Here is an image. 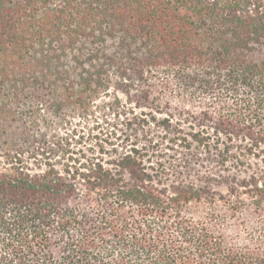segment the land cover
<instances>
[{"label": "trees", "instance_id": "1", "mask_svg": "<svg viewBox=\"0 0 264 264\" xmlns=\"http://www.w3.org/2000/svg\"><path fill=\"white\" fill-rule=\"evenodd\" d=\"M111 91L154 113L109 160L58 161ZM152 125L264 144V0H0V264H264V174L171 175Z\"/></svg>", "mask_w": 264, "mask_h": 264}, {"label": "rangeland", "instance_id": "2", "mask_svg": "<svg viewBox=\"0 0 264 264\" xmlns=\"http://www.w3.org/2000/svg\"><path fill=\"white\" fill-rule=\"evenodd\" d=\"M127 101L125 95L119 94V101L117 102L114 98V91H111L109 95L97 101L91 116L72 119L69 121L68 126L63 125L60 126V129L57 128L58 135L69 139L71 144L67 149L73 152V154H66L58 158V161H64L68 157L80 159L82 156L85 157V160L97 158L109 160L110 155L108 153L111 154L115 149L120 150V145L125 144L123 141L129 138L133 139L137 134L136 131H133L137 128L132 126V122H129L134 120L133 114L143 116L142 113H154V111L146 108L139 110L134 105L128 104ZM112 104H119V110H113ZM166 113L156 116L158 119H163L168 118V114L172 115L173 124H180V126H176L181 131V133H178V137L182 138L185 135L192 141L191 135L201 131L200 128L193 127L191 123H188L177 111L171 110L169 112L168 110ZM147 119H150V117L148 116ZM150 130L153 141L159 147L154 162L163 163L169 169L171 175H175L177 171L174 168L175 165L189 164L192 165V169H183L186 173H190L192 176L199 175L202 178L211 177L215 180H219L221 177H230L246 181L254 174H264V144L256 147L253 142L242 136L231 139L222 136L220 142L224 144H221L218 149H210V152H208L193 143L192 150L187 151L182 148L181 142L178 141V144H172L169 141L175 135L168 133L167 130L153 125ZM207 131L211 134V141H216L217 138L213 131L210 129H207ZM53 132L48 133L50 137ZM143 136L144 133L139 134L141 142ZM165 139L167 140L165 141ZM50 140L53 141L52 137ZM227 148H229L228 161H224L223 155H220V153H225ZM85 160L81 161L85 162ZM194 176L192 179L195 180ZM215 189L218 192L225 193L226 187L222 186Z\"/></svg>", "mask_w": 264, "mask_h": 264}]
</instances>
